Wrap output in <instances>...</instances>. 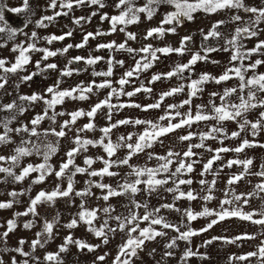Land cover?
Instances as JSON below:
<instances>
[{
    "label": "rangeland",
    "instance_id": "1",
    "mask_svg": "<svg viewBox=\"0 0 264 264\" xmlns=\"http://www.w3.org/2000/svg\"><path fill=\"white\" fill-rule=\"evenodd\" d=\"M118 0H101V4H91L87 0L82 5H73L71 10L61 9L59 6V0L56 8H52L49 5L51 0H28V5L24 7V0H0V14L3 19L0 20V28L5 31L0 32V59H4L7 63L6 66H11L15 62L16 56L19 54L18 50L14 51L18 45L27 47L28 44L34 43L37 49H48L50 51L57 52L55 56H50L46 60L43 58L44 53L42 51H30V61L24 65L22 69L17 70L14 73H4L0 70V76L6 78V83L3 88H0V105L8 104L13 101L18 106H22L25 111L20 113L17 110H0V120L15 116L9 127L16 129L21 125H28L32 127L30 121L37 115H42L47 108L44 100H38L36 102H30L27 100H21L20 97L31 96L33 93H37L43 96L45 99H51V94L46 90L49 86L57 85L59 90L72 89L77 86H87L93 81L96 84H100L104 80H110L112 87L119 90L121 86L118 81L124 76V73L134 68L136 61L140 60L144 55L139 51L128 52L127 48L139 50L147 45H152L153 49L156 48H179L181 46V40L185 36L191 37V40L185 42L184 53L178 54L171 52L168 54L157 53L158 59L152 63V66L146 70L140 71L133 77L128 78L129 83L123 86L124 92L133 91L135 88L143 85L146 88H151V92H145L141 90L135 95L129 97L127 95H113L111 97V103L119 106L120 104H139L141 106L153 104L159 101L161 93L169 91L171 88L184 86L182 92L176 93L172 96L165 97L161 102L159 108H152L144 111L138 107H116L111 110L112 120L111 123L122 119L129 120H151L156 122L159 117L165 114L168 109V105H181L185 99L189 98V83L191 80L198 79L202 73H208L213 77H219L227 68L232 67L234 64L239 65V61H231L235 49L233 46L226 43L230 40L235 33V29L238 26H244V24L252 16L251 13L245 12L243 9H224L218 10L213 13H208L201 10H197L192 13V19L186 17L181 18L179 24L173 22L171 24L161 22L165 19L168 12L175 11V6L166 2L155 5V12L151 19L147 17L146 13H139L138 22L121 25H116V30H112V23L110 18L115 15H119L122 8L116 7ZM147 3V0H133V4L136 7H142ZM245 6L248 7H264V0H243ZM22 9L21 11H13V9ZM56 12H62L67 14H61L55 16L51 21L43 20V25L38 24L43 17L54 16ZM107 18L102 19V17ZM240 15L242 17L241 22H237L233 19L234 16ZM79 17H85L79 24L75 23V19ZM14 20V21H13ZM218 21H224L217 28L220 35L218 37H204L212 29V26ZM8 25L10 27H8ZM163 27L165 31L163 34L154 33L153 36L147 37L149 29ZM258 35L255 37L243 36L239 40V44L242 45L241 50L251 49L256 46L259 41L264 40V21L258 26ZM124 29L121 31V29ZM169 28H175V32L168 31ZM10 29H15V34L10 33ZM33 32L36 36L33 37ZM67 32H71V36H65L63 40H53L51 43L46 39L50 36H62ZM93 33L92 37H89L87 43L83 47H75L77 44H81L84 41V36L87 33ZM97 33H100L97 35ZM128 33L135 34V39H129ZM115 42V45L125 43V49H119L117 47L112 48H100L101 44H109ZM68 45L73 47L68 48L67 52L57 51L66 48ZM215 49L214 51H207V49ZM227 49V50H225ZM200 53L202 56H206V59L199 60L195 65L191 67V70H185L180 75H175L170 78L163 77L160 80L151 82L152 76L156 74H163L172 71L176 65L185 64L190 59L193 53ZM84 57L85 59L75 61L74 57ZM88 57H101L94 64H87L86 58ZM112 61L109 65V61ZM256 60L264 61V49L259 52L250 55L243 61V64L247 66L250 63H254ZM39 61V67L37 66ZM69 61H72L69 63ZM123 61V63H118ZM48 64H55V68H47ZM109 66L112 68V75L109 77L94 75V73H103L108 71ZM65 70H71V75H62ZM35 73V75H33ZM264 73V63L257 66L256 69H249L245 72L246 77H250L253 74ZM31 76V79L24 80L23 77ZM240 81L234 77L227 81L216 83L214 80H209L201 85L202 90L194 97H191L190 105H183L178 109L172 111H180L181 113L188 112L191 108L193 115L197 110L198 105H203L205 111L211 110L210 101H214L219 104L221 101L219 95L212 96V93L223 94L226 88L237 87ZM112 91L110 87L96 88L90 93H87V99L81 100L79 98L72 99L69 97L64 98L63 103L57 104L54 108H48V117L43 119L37 126V131L41 133L39 137L29 136V133H17L15 131L10 133L11 142L7 144H0V155L9 156L14 154V149L20 144L23 139H31L34 143H52L57 146V151L53 154L48 163L51 165L53 171L47 175L44 181L34 183L39 176V172H32L22 181H15L12 176H8L6 173H0V202L11 201V207L0 209V261L2 264H12L13 257L17 264H23L26 259L28 264H55V262H48L45 260L47 253H59V264H113V261L118 253L119 246L127 239L126 232H122L117 229L115 232H110L105 229L108 236V242L104 243L102 237H97L94 232L89 230V225L79 219L78 213L81 211V203L87 209H97L96 218L93 221L95 228H100L107 219L108 225L111 228H116L117 222L114 219H109L108 216H127L129 201L131 199L128 195H120L110 197L108 201L102 199L106 190L97 187L99 183L109 184L113 188H116L118 184L122 183L127 173L131 171L129 165H140L148 167H155L159 161L155 158L149 159L148 154L163 156L166 155L169 150L180 153L179 157H174V163L170 166L174 171L176 163L179 159L183 158L182 154L188 150L189 145L200 143L199 133L207 132L210 128L216 124V121H201L193 123L191 127L185 126L180 129L168 133L160 137L151 148H146L143 152H140L132 157L129 161V165L113 166L110 170L118 173L116 176H89L88 172L76 173L72 176L73 191L67 197H57L51 202H42L36 206V214L28 213L23 215L30 206L31 199H33L40 191L51 192L57 185L63 190L67 188L68 178L74 171V168L70 166V169L66 172L64 177L57 178L55 172L59 170L61 163L67 160V151L75 147L73 143L74 137L78 134L77 130L83 128V126L89 123L90 118L88 116H81L77 118L74 124H70L64 129L66 135L64 137H56L49 133L47 136L43 135L45 129L55 128L60 130L63 122L70 120L69 113L76 110H83L85 113L91 110V107L101 100H104L108 94ZM244 94H247L245 89ZM75 95L78 96V93ZM240 95L239 91L230 98L232 102H238L237 97ZM259 98H264V93L257 94ZM264 111V108H254L250 110L246 117L250 121H255L259 118V113ZM109 109L107 107L98 110L94 118H91L95 127L92 130H85L80 132L79 135L85 139L99 140L102 136L101 128L109 125L108 120ZM56 113L55 122L49 117H52ZM63 113V115H59ZM179 117L173 121L177 122ZM163 125H167L168 121H159ZM224 128L223 133L214 134L216 139H206L204 141V147L194 148L193 151L196 155L192 158H184L186 162L196 161L193 165V171L191 173H184L181 179H191L192 184L181 185V190L188 191L193 190L198 194L197 199H174V193L168 192L166 189L174 187L170 181L168 184L159 187L155 192L149 195L143 191L144 186L140 185L141 191L135 195V200L140 203H146L148 210L151 211L155 208H160L159 215L163 216L169 223L175 224L180 227V231H187L191 229L197 233L191 236L188 240L178 239L176 244L172 248H167L166 245L171 240L178 236V233L171 229H163L160 225H155L157 230L165 232V235L157 236L154 240L145 241L142 248L137 250V255L132 257L131 264H261V258L259 256L248 257L246 260L237 259L238 257L245 256L250 252H256L264 244V225L253 223L250 220L242 219L239 216H229L223 220H218L207 231H200L205 228L208 223L213 219H217L216 216H203L197 217L195 220L188 221L184 215L185 209H191L193 212L202 211L204 207L211 210L220 211L221 200L225 198V191L228 190V198L231 199L233 193L239 195L241 193L252 192L255 185L260 183L264 177L255 175L251 172V166L248 172L245 173L243 178L235 184L229 185L228 179L236 174L244 171L242 165H233L231 168L226 167L227 161L230 159H236L243 157V159L249 158L252 154L262 152L264 150V129L257 132L255 136L252 135V130L247 127L244 131L240 132V136L231 138L233 131H238L237 121H225L222 123ZM145 125L124 124L119 125L112 129L110 133V139L115 143L119 137L128 134H133L132 143H135L138 134L143 132ZM3 127L0 125V132H3ZM192 132L196 135L190 140L184 141L180 137ZM226 137V138H225ZM223 139V144H221ZM243 139H248L254 142L253 146L246 147L241 153L226 152L221 153V159L214 162L212 169L205 173L203 176V165L214 154V150L219 147L235 148ZM107 143V139L105 140ZM212 149L213 151H209ZM127 148L121 147L117 149L115 155L111 159H122L127 155ZM43 147L41 148V154L33 152L30 156H25L20 159L18 165L13 167V172L19 174L21 169L28 164L37 165L43 162ZM248 156V158H247ZM108 159L107 153L100 145H88L86 150L78 152L75 156V165L88 168L84 163L86 158H91L94 163L88 168V171L98 170L104 167L103 160ZM241 159V160H243ZM252 160V159H251ZM3 166H9L8 162H0ZM134 177H129L133 179ZM203 179L208 182L206 185H201L199 181ZM91 181L92 183H88ZM215 181L212 195L214 199L205 201L201 197L206 194V189L211 185V182ZM89 189L91 194L86 196H78L77 192ZM16 192L18 195L11 196L10 193ZM248 203H244V198L235 202L233 205H224L225 208L231 209L233 207H239L242 212L260 213L264 211V192H261L258 196L253 195L247 197ZM163 204H174L175 209L162 208ZM112 206L114 211L110 214L103 212V208ZM142 216L145 209L140 208L137 210ZM20 214V215H18ZM77 219L78 223L75 227L69 228L67 225L72 219ZM260 215H254L253 220L260 219ZM13 220L15 222V228L8 233L6 238L3 237V233L7 231V222ZM53 223V231L51 236H48L44 232L45 222ZM31 222V227L25 228L26 223ZM140 228L148 226L147 221L140 222ZM37 233H42L41 242L43 246H37L34 250L31 247V242L37 239ZM138 235V233H136ZM245 234L254 237L252 239H236L237 237H243ZM71 236L72 240H80L89 245H98L91 251L88 248L81 249L75 243L67 244L65 251H60V246L65 243V238ZM216 237L217 239H213ZM23 240V250L29 253V256L25 257L15 249L21 247L20 241ZM211 241V243H205ZM191 250L194 255L184 258V253L187 250ZM166 252H171L172 255L166 256ZM100 256H104L103 260L97 259Z\"/></svg>",
    "mask_w": 264,
    "mask_h": 264
},
{
    "label": "snow or ice",
    "instance_id": "2",
    "mask_svg": "<svg viewBox=\"0 0 264 264\" xmlns=\"http://www.w3.org/2000/svg\"><path fill=\"white\" fill-rule=\"evenodd\" d=\"M86 2V0H59V6L61 9H69L71 10L73 8V5H82ZM88 3L91 4H101V0H87ZM166 2L170 5L175 6V11L168 12L165 16V19L161 22L162 24L168 23L171 24L173 22L179 24L181 22L182 17H186L187 19H192V13L197 10H203L208 13H213L218 10H224V9H243L247 13H251L252 16L249 18V20L244 24V26H238L235 29V33L232 36V38L228 41H226L227 44L233 46L235 49L233 55L231 56V61H239V65H233L230 68H227L223 74H221L219 77H213L208 73H202L198 79L191 80L188 87L190 89L189 91V98L185 99L181 105H168V109L165 111V114L161 117H159V120L156 122H153L151 120H129V119H122L119 121H116L115 123H111L112 115L111 110L116 107H138L147 111L148 109L152 108H159L161 106V102L165 99V97L172 96L176 93L182 92L184 90V86L180 85L178 87L171 88L169 91H165L161 93L159 97V101L153 104H148L141 106L139 104H120L119 106L114 105L111 103V97L115 95H127L129 97L135 95L137 92H140L141 90L145 92H151V88H146L143 85L139 88H135L133 91L130 92H124L123 86L127 83H129V79L133 77L135 74H138L140 71L146 70L152 66V63L158 59L157 53H163L168 54L171 52H176L178 54H183L185 51V42L191 40V37L185 36L181 40V46L179 48H171V47H164V48H156L153 49L152 45H147L145 47L140 48L139 50H135L132 48H127L128 52H136L139 51L140 53H143L144 55L141 56L140 60L136 61V64L134 68L130 69L129 71L124 73V76L121 77L118 81V84L121 86L119 90L112 87V82L110 80H104L100 84H96L95 81H93L91 84L87 86H77L76 88L72 89H65V90H59L58 84L49 86L47 88V92L51 94V99H45L43 96L33 93L31 96H23L20 97L21 100H27L30 102H36L38 100H44V103L47 105V108L45 109L44 113L42 115H37L34 119L30 121L32 127L29 128L28 125H21L20 127L16 129H12L9 127L12 120H14L16 117L13 115L10 118H5L3 120H0V125L3 127V132H0V144H7L11 142V136L10 133L15 131L17 133H29V136H37L39 137L41 133L37 131V126L40 124V122L48 117V108H54L57 104H61L64 101V98L69 97L72 99L79 98L81 100L87 99V93H90L93 90V87L96 88H104V87H110L112 88V91L108 94V96L101 100L99 103H96L94 106L91 107V110L88 112H84L83 110H76L71 113H69L70 120H66L63 122V125L61 126L60 130L57 131L55 128L52 129H45L43 135L47 136L49 133L55 135L56 137H64L66 135V132L64 129L68 127L70 124H74L77 120V118L81 116H88L90 118L89 123L85 124L83 128L77 130V135L74 137L73 143L75 144V147L70 148L67 153V160L61 163L59 170L55 172V175L57 178H62L66 174V172L70 169V166L74 168V171L71 173V175L68 178V185L66 189H61L59 185L52 190L51 192H45L40 191L33 199H31L30 206L28 207L27 211L23 213V215H27L28 213H32L33 215L36 214V206L39 203L42 202H51L57 197H67L69 196L73 191V181L72 176L76 173H85L88 172L89 176H116L118 173L111 171L110 169L113 166L118 165H129V161L132 159L133 156L136 154L143 152L146 148H151L152 145L162 136L171 133L175 131L176 129H180L182 127L188 126L191 127L193 123H198L201 121H209L214 120L216 121V124L213 125L209 131L207 132H201L199 133V139L200 143L198 144H191L188 147L187 151H184L182 156L183 158L179 159V161L176 163L175 170H171V165L174 163V157H179L181 154L173 152L169 150L166 155L159 156L154 155L153 153L148 154L149 159L155 158L159 163L155 167H148L140 166V165H129L131 171L127 173V176L124 178L123 182L118 184L116 188H113L109 184H103L99 183L96 186L106 190L105 193L102 196V199L105 201H108L110 197L113 196H120V195H128L131 197L129 201V208H128V215L127 216H108L109 219H114L117 222L116 228H111L108 225L107 219L105 220L104 224L100 228H95L93 226V221L96 218L97 215V209H87L84 207L83 202L81 203V211L78 213L79 219L86 224L89 225V230L94 232V234L97 237H102L103 242H108V236L107 231L115 232L117 229H119L122 232H126L127 239L119 246L118 253L113 261V264H131L132 257L137 255V250L142 248L145 241L147 240H154L157 236L165 235L166 233L157 230L155 225H160L163 229L171 228L175 230L178 233V236L174 237L170 243L166 245L167 248H172L176 244V240L183 239L188 240L191 236L197 234L193 232L191 229L187 231H180V227L169 223L163 216L159 215L160 208L152 209L151 211L148 210V205L146 203H140L139 201L135 200V195L141 191L140 185H143V191L147 192L149 195H151L153 192H155L159 187L168 184L170 181L173 183L174 187L167 188L166 190L168 192L174 193V199H188V200H195L197 199L198 194L195 193L193 190L189 189L188 191L181 190V185L185 184H192L193 181L191 179H181L180 177L184 173H191L193 171V165L196 163V161L186 162L184 158H192L196 155V153L193 151L194 148H202L204 147V141L206 139H216L217 136L214 134L217 133H223L224 128L222 127V123L225 121H237L238 123V131H233L231 133V138H236L240 136V132L244 131L247 127L250 126L252 130V135L255 136L257 132L261 129H264V111H261L259 113V118L257 120L250 121L247 119L246 114L254 109V108H264V98H259L258 93H264V73L259 74H253L250 77L245 76V72H247L249 69H256L258 65L264 63L262 60H256L254 63H250L247 66L243 64V61L247 59L250 55L259 52L261 49H264V40L259 41L255 47L247 50H241L242 45L239 44V40L243 36L248 37H255L258 35V25L264 21V7H248L245 6L243 3V0H147V3L144 4L142 7H136L133 4V0H118V3L116 7L118 9L122 8L119 15L112 16L110 18L112 23V30H116V25H126L134 22H138L139 13H146L147 17L149 19L152 18L154 12H155V5ZM58 0H51V4L49 5L52 8L57 7ZM28 5V0H24V7L26 8ZM101 6H103L101 4ZM22 9H13V11H21ZM61 14H67L62 12H56L54 16H46L43 17L41 21L38 22L40 26L43 25V20L51 21L55 18V16H59ZM107 18L105 15L102 17V19ZM3 19L2 14H0V20ZM85 17H79L75 19V23L79 24L82 20H84ZM233 19L237 22L242 21V17L240 15H236L233 17ZM224 21H218L216 24L212 26V29L208 31L206 36L204 37L207 39L208 37H218L220 35L219 31H217V28L220 24H223ZM124 29L122 28L121 31ZM5 31V29L0 28V32ZM10 33L15 34V29H10ZM165 29L163 27H157L149 29L147 32V37L153 36L154 33L156 34H163ZM168 31L175 32V28H169ZM100 33H97L99 35ZM71 32H67L62 36H50L46 39L51 43L53 40H63L65 36H71ZM94 34L89 32L84 36V41L81 44L75 45V47H83L85 43H87L89 37H92ZM129 39H135V34L128 33ZM33 37L36 36V33L33 32ZM117 47L119 49H125L126 44L121 43L119 45H115V42L109 43V44H101L98 47L100 48H112ZM73 47V45H68L66 48L62 50V52H67L68 48ZM14 51L18 50V55L15 58V62L11 64V66H6V61L4 59H0V70H3L4 73H14L19 69H22L24 65L28 64L30 61L29 52L30 51H42L44 53L43 58L46 60L50 56H55L57 52L50 51L48 49H37L34 43H30L27 45V47L17 46ZM215 49H207V51H214ZM227 50V49H225ZM75 61H79L82 59H85L84 57H74ZM102 59L101 57H88L86 58V63L91 65L96 63L98 60ZM206 59V56H202L200 53H193L191 56V59L185 63V64H178L176 67L167 73L163 74H156L152 76V79L150 81L154 82L157 80H160L163 77L170 78L175 75L182 74L185 70H191V67L197 63L199 60ZM72 61H69L71 63ZM112 61H109V65H111ZM118 63H123V61H119ZM37 66L39 67V61H37ZM55 64H48L47 68H55ZM71 70H65L62 75H71ZM35 75V73H33ZM94 75L98 76H105L109 77L112 75V68L109 66L108 71L103 73H94ZM234 77L238 78L240 83L237 87L232 88H226L223 91V94L220 95L218 93H212V96L219 95L220 103L216 104L214 101H210L211 104V110L205 111L203 105H198L197 110L195 112V115H193L191 108H189L188 112L181 113L180 111H172L175 109H178L179 107H182L183 105H190L191 104V97H194L198 94L199 91L202 90L201 85L206 83L209 80H214L216 83H220L222 81H227L229 79H232ZM24 80L31 79V76H25L23 77ZM6 78L3 76H0V88L4 87V84L6 83ZM245 89H247V94L245 95ZM239 91L240 95L237 97L238 102H232L230 98L233 96V94H236ZM78 93V96L75 95ZM107 107L109 109L108 112V120L110 121L109 125L106 127H103L100 129L102 136L99 140H92V139H85L82 138L79 133L83 132L85 130H92L94 129L95 125L92 122L91 118H94L98 110H101L102 108ZM17 110L20 113H23L25 109L22 106H18L15 101L0 105V110ZM57 114L54 113L52 117H49L50 119L55 122V116ZM59 115H63V113H59ZM179 117V120L175 123H173L174 120ZM167 120V125L161 124L159 121ZM124 124H135V125H145V128L143 132L138 134L135 143H132L133 134H128L127 137L121 136L118 138V140L114 143L110 139V133L112 129L116 128L119 125ZM193 135H196L192 132H189L187 135H183L180 137L181 140L187 141L190 140ZM226 138V137H225ZM107 139V143H105V140ZM221 144H223V139H221ZM254 142L249 141L248 139H243L241 143L236 146L235 148H228V147H219L214 150L215 154L207 160V162L203 165V171L201 172V175L203 176L205 173L209 172L215 161L220 160L221 153L226 152H236L241 153L246 147L253 146ZM88 145H100L103 147L104 151L107 153L108 159H103L101 157L100 159L103 160L104 167L98 170H92L88 171V168L91 167V165L94 163V161L91 158H86L84 163L88 166V168L76 166L75 156L78 152L82 150H86ZM264 146V145H261ZM43 147V162L37 165L28 164L27 166L23 167L20 171V173L17 175L13 172V167L18 165L20 162V159L25 156H30L33 154V152L37 154H41V148ZM124 147L127 148V155L120 159L113 160L111 157H113L117 151V149ZM57 151V146L53 145L52 143H45L41 145L40 143H34L30 138L29 139H23L21 140L20 144L17 145L14 149V154L9 156L0 155V162H8L9 166L5 167L3 164H0V173H6L8 176H12L15 181H22L32 172H39V176L34 181V183H39L44 181L45 177L52 173L53 169L51 165L48 163L50 157L55 154ZM209 151H213L212 149H209ZM233 165H242L244 171L231 176L228 179V184L232 185L240 181L245 173L248 172L249 167L252 165L251 159H230L227 161L226 167L231 168ZM262 170L258 173H255V175H258L260 177H264V165L261 166ZM129 177H134L133 179H129ZM88 183H92L89 181ZM201 185H206L208 182L206 180L201 179L199 181ZM215 186V181L211 182V185L206 189V194L201 197L203 200L208 201L214 199V196L212 195L213 188ZM261 192H264V179L261 180L260 183L255 185V188L252 192L249 193H241L239 195H235L233 193V196L231 199L228 198V190L225 191V198L221 200L220 204V211L211 210L207 207H204L202 211L199 212H193L191 209H185L184 215L187 217L188 221L195 220L197 217H203V216H216L217 219L211 220L210 223L207 224V226L200 231H207V229L211 228L214 224L218 222V220H223L226 217L229 216H239L242 219L250 220L253 223L264 225V211L260 213L253 212H242L240 208L233 207L231 209L225 208L224 205H233L235 202L240 201L242 198H244V203H248L247 197H251L253 195L258 196ZM91 192L89 189H85L84 191L77 192L76 195L78 196H86L90 195ZM11 196L15 197L18 195L16 192L10 193ZM11 201L9 202H0V209L2 208H9L11 207ZM162 208L166 209H175L176 211H180V209L175 208L174 204H163L161 205ZM140 208H144V214L141 216L139 212L137 211ZM114 209L111 205L108 207L103 208V212L106 214H110ZM260 215V219L253 220L254 215ZM20 215V214H18ZM141 221H147L148 226L145 228H140V222ZM78 221L77 219H72V221L67 225V227L72 228L77 225ZM7 231L3 233V237L6 238L8 236V233L11 232L15 228V222L13 220H9L7 222ZM31 222L26 223L24 225L25 228L31 227ZM53 231V223L45 222L44 225V232L48 234V236H51ZM138 233V235L136 234ZM41 236L42 233H37V239H34L31 242V247L33 250L37 246H43L41 242ZM254 237L248 236L245 234L243 237H237L236 239H252ZM213 239H217L214 237ZM69 243H75L78 247L81 249L88 248L90 251L94 247H98V245H89L83 241L75 240L73 241L71 236L65 238V243L60 246V251L63 252L67 248V244ZM205 243H211V241H206ZM21 247H18L15 249L16 252H19L21 255L27 257L29 256L28 252H25L23 250L22 245L24 244V241H20ZM166 256L172 255L171 252H166ZM194 255V253L189 249L185 251L184 258L190 257ZM252 256H259L261 258V264H264V244H261L259 246L258 250L256 252H250L245 256L238 257L237 259L240 260H246L248 257ZM97 259L103 260L104 256H100ZM45 260L48 262H55V264H59V253H47L45 256ZM0 264H2V261H0ZM12 264H17L15 258L13 257ZM23 264H28V261L25 259L23 261Z\"/></svg>",
    "mask_w": 264,
    "mask_h": 264
},
{
    "label": "crops",
    "instance_id": "3",
    "mask_svg": "<svg viewBox=\"0 0 264 264\" xmlns=\"http://www.w3.org/2000/svg\"><path fill=\"white\" fill-rule=\"evenodd\" d=\"M249 158L252 159V165L250 167L251 172L253 173L260 172L262 170L261 166L264 165V150L262 152H257L256 154H252ZM239 159H243V157H239ZM236 168H238L237 165H236Z\"/></svg>",
    "mask_w": 264,
    "mask_h": 264
},
{
    "label": "built area",
    "instance_id": "4",
    "mask_svg": "<svg viewBox=\"0 0 264 264\" xmlns=\"http://www.w3.org/2000/svg\"><path fill=\"white\" fill-rule=\"evenodd\" d=\"M8 27H10V26L8 25Z\"/></svg>",
    "mask_w": 264,
    "mask_h": 264
},
{
    "label": "bare ground",
    "instance_id": "5",
    "mask_svg": "<svg viewBox=\"0 0 264 264\" xmlns=\"http://www.w3.org/2000/svg\"><path fill=\"white\" fill-rule=\"evenodd\" d=\"M14 21V20H13Z\"/></svg>",
    "mask_w": 264,
    "mask_h": 264
}]
</instances>
